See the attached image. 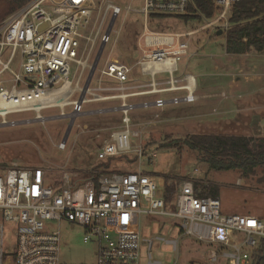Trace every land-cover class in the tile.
Wrapping results in <instances>:
<instances>
[{
	"label": "built area",
	"instance_id": "1",
	"mask_svg": "<svg viewBox=\"0 0 264 264\" xmlns=\"http://www.w3.org/2000/svg\"><path fill=\"white\" fill-rule=\"evenodd\" d=\"M211 1L217 10L212 24L225 20L228 30L231 9L241 0ZM126 10L145 18L141 40L146 51L139 62L143 75L153 82L158 75H169L170 87L161 91L179 89L174 74L189 49L181 39L192 33L162 35L150 32L148 24L163 17L206 19L196 0H143L141 9L128 6ZM122 12L109 0H25L21 9L1 22L0 130L44 123L48 119L43 112L47 110L59 109L61 117L56 119H68L82 113L86 102L120 98L124 102L116 110L123 114L122 127L111 134L97 160L107 163L131 153L142 158L144 150L134 149L132 142L136 134L129 112L136 107L192 103L196 98L191 92L138 106L127 104L131 94L125 93L129 88L124 86L133 67L108 60L98 70L97 86L88 90L94 98H85L81 104L71 101L76 91H83L82 74L99 36L109 19ZM110 40L111 36L102 37L103 43ZM107 82L118 87H104ZM189 84L188 80V91ZM108 90L120 94L100 95ZM68 107H73L71 116L65 113ZM32 113L33 119L17 118ZM198 174L196 169L190 180L179 186L175 201L169 205L163 194L164 180L142 171H101L80 183L69 173L56 181L49 168L13 164L0 174V264H62L63 224L85 230L83 242H95L98 264H139L143 240L137 229L146 216L180 221L183 235L209 247L211 264H264V219L224 213L219 197L200 195L203 190L196 188ZM7 242H15V246L9 248ZM169 243L176 248L177 242Z\"/></svg>",
	"mask_w": 264,
	"mask_h": 264
},
{
	"label": "rangeland",
	"instance_id": "2",
	"mask_svg": "<svg viewBox=\"0 0 264 264\" xmlns=\"http://www.w3.org/2000/svg\"><path fill=\"white\" fill-rule=\"evenodd\" d=\"M109 1L123 12L116 20L111 40L105 46L90 87L97 86L95 80L99 77L98 70L109 60L133 67L130 81L124 86L129 88L125 93L131 94L125 100L127 104L138 106L145 102L174 98L168 93L145 95L155 90L152 84L157 85L159 92L161 88L170 87L167 84L170 78L169 75H158L153 82L151 77L143 75L139 65L146 51L141 40L145 32V18L136 11L128 12L126 8L141 9L143 0ZM111 19L99 36L82 74L80 86L83 90ZM216 19L217 16L211 19L163 17L149 21L150 32L169 36L192 33L181 39L188 43L189 49L187 56L179 63L174 78L179 80L192 75L197 78L198 93L213 96L192 103L182 102L162 108L136 107L130 111L132 129L136 134L132 142L134 149L141 147L144 150L142 158L131 153L107 163L97 160L100 149L111 134L122 127L123 114L116 109L124 100L89 101L84 104V111L76 117L65 143L73 107L65 109V113L71 116L68 119H58L61 111L51 109L43 112V116L48 119L44 123H26L1 129L0 174L13 164H19L29 168H49L59 180L64 173H69L74 181L82 183L96 172L142 171L163 179L164 184L165 176L177 180L178 191L179 186L190 180L198 169L197 182L211 183L220 188L219 198L224 213L253 215L264 219L262 168L248 175L240 171L212 170L204 155L184 144L193 136L200 135L264 137V51H252L244 55L228 54L224 38L227 31L225 20L212 24ZM219 31L223 32L220 36ZM80 75L81 71L77 79ZM76 82H73V89ZM104 84L107 88L118 87L114 82ZM87 93L86 99L94 98ZM82 94L83 91H76L71 101H79ZM104 94L111 96L120 92L108 90L100 93ZM243 101L248 102L246 106L242 104ZM246 107L245 113L240 111ZM34 117L32 113L17 118ZM179 226L180 221L170 217H143L137 229L143 240L139 264H211L208 259L209 247L183 235ZM61 234L62 264H98L97 246L95 242H83V228H71L63 224ZM169 242H177L176 248ZM7 245L13 248L15 242H7Z\"/></svg>",
	"mask_w": 264,
	"mask_h": 264
},
{
	"label": "trees",
	"instance_id": "3",
	"mask_svg": "<svg viewBox=\"0 0 264 264\" xmlns=\"http://www.w3.org/2000/svg\"><path fill=\"white\" fill-rule=\"evenodd\" d=\"M24 5L25 0H0V22ZM196 5L206 19L216 16L217 10L211 0H196ZM229 23L230 28L224 37L228 54L264 51V0H241L236 3L231 9ZM184 144L204 155L212 170L240 171L245 175L253 174L258 168L264 170V137L200 135L193 136ZM54 178L59 181L58 176ZM165 182L163 194L170 205L176 196L178 182L169 176H165ZM196 188L205 190L201 196L220 195V188L211 183L197 182Z\"/></svg>",
	"mask_w": 264,
	"mask_h": 264
},
{
	"label": "crops",
	"instance_id": "4",
	"mask_svg": "<svg viewBox=\"0 0 264 264\" xmlns=\"http://www.w3.org/2000/svg\"><path fill=\"white\" fill-rule=\"evenodd\" d=\"M189 78V79H188ZM178 80V79H177ZM188 80L190 81V86H193V90L191 91H188L185 87L188 85ZM187 83V84H186ZM178 86L176 87H179V89H175V90H167V91H161L159 92L157 87L155 88L154 91H150V92H147L145 95H153V94H157V93H165V94H171V95H174L175 97H185L187 95L191 94L196 98V100L198 99H202V98H206V97H210V96H213L212 94H208V95H205V94H201V93H198L199 92V87H198V83H197V78H195L194 76L192 75H186L184 78L182 79H179L178 82H177ZM188 86V87H190ZM161 89H166L165 88H161ZM248 102H244L242 104H244L246 106ZM243 105V106H244ZM231 106L229 105V108ZM228 108V109H229ZM247 110V107L244 108V109H241L240 111L245 113V111ZM264 115V113L262 114V116ZM248 136V135H247Z\"/></svg>",
	"mask_w": 264,
	"mask_h": 264
},
{
	"label": "water",
	"instance_id": "5",
	"mask_svg": "<svg viewBox=\"0 0 264 264\" xmlns=\"http://www.w3.org/2000/svg\"><path fill=\"white\" fill-rule=\"evenodd\" d=\"M116 20H117V17H116V16L112 17V19H111V21H110V24H109V26H108V30H107V32H106V36H110V35H111L112 30H113V28H114V26H115ZM222 33H223L222 31H219V32H218V36L222 35ZM105 46H106V43H103L102 46L100 47L98 53H97L96 59H95V61H94L93 66L91 67L90 74H89L88 79H87V82H86V84H85V87H84V90H83V94H82V96H81V98H80V100H79V103H80V104H81V103L84 101V99L86 98V93L88 92V90H89V88H90L91 82H92V80H93V78H94V75H95V73H96V70H97V68H98V64H99L100 59H101V57H102V54H103V52H104V50H105ZM76 117H77V116L74 115V116H72V118H71L72 120L70 121V124H69L68 130H67V132H66V136H65V138H64V142H66V141L68 140V137H69V135H70V132H71V130H72V127H73V125H74V121H75Z\"/></svg>",
	"mask_w": 264,
	"mask_h": 264
},
{
	"label": "bare ground",
	"instance_id": "6",
	"mask_svg": "<svg viewBox=\"0 0 264 264\" xmlns=\"http://www.w3.org/2000/svg\"><path fill=\"white\" fill-rule=\"evenodd\" d=\"M188 89L192 91L193 90V86L188 87Z\"/></svg>",
	"mask_w": 264,
	"mask_h": 264
}]
</instances>
